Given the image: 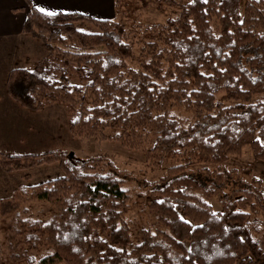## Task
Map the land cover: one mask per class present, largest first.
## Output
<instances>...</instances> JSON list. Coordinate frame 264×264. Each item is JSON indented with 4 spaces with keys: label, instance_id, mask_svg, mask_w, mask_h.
I'll return each instance as SVG.
<instances>
[{
    "label": "trees",
    "instance_id": "16d2710c",
    "mask_svg": "<svg viewBox=\"0 0 264 264\" xmlns=\"http://www.w3.org/2000/svg\"><path fill=\"white\" fill-rule=\"evenodd\" d=\"M140 2L166 4L178 13L138 34L114 18L77 11L49 17L31 5L23 31L48 52L32 69H11L6 84L24 108L63 104L75 137L106 139V130L116 129L132 149L154 139L144 148L147 157L177 163L155 185L163 203L153 202L161 212L171 204L174 210L169 218L160 214L163 229L155 235L145 229L138 242L126 220L132 196L117 174L88 160L67 161L62 151L0 152L9 170L59 161L65 171L21 186L22 193L60 207L48 222L18 220L22 242L36 246L44 240L53 248L39 261L27 257V263L264 264V242L257 235L262 221L248 210L264 208L257 193L244 190L215 211L209 198L219 195L223 174L208 183L188 171L196 163L223 164L245 146L264 161V0ZM134 44L141 45L138 66L130 64ZM222 91L234 104L216 100ZM176 107L192 119L178 117ZM21 196L16 191L14 198Z\"/></svg>",
    "mask_w": 264,
    "mask_h": 264
},
{
    "label": "rangeland",
    "instance_id": "374dc122",
    "mask_svg": "<svg viewBox=\"0 0 264 264\" xmlns=\"http://www.w3.org/2000/svg\"><path fill=\"white\" fill-rule=\"evenodd\" d=\"M245 3V0H244ZM178 13L176 8L169 5L158 6L157 3L143 5L140 0H119L112 18L124 23L128 31L141 33L146 26L165 23L166 20ZM93 31L91 25L82 27ZM136 34L135 40L138 39ZM30 50H22L16 57L8 58L7 53L0 51V86L6 84L1 80L4 70L9 68L35 67L37 62L48 52L42 41L36 42ZM141 45L134 44L135 58L130 61L138 66ZM9 54V53H8ZM11 55V54H10ZM8 69V70H9ZM216 100L224 106L234 104L225 92H219ZM19 109H0V152L8 154L42 153L48 151H62L67 161L88 160V165L102 172L117 174L123 180V186L132 196V203L126 220L135 241L143 238L145 229L153 235L163 229L164 214L167 218L174 210V204L161 212L160 207L154 205V200L161 201V195L155 189L166 168L175 165L177 161L148 158L144 148L153 145L150 139L145 147L132 149L120 140V131L107 129L106 139L73 136L69 119L71 114L61 103H50L41 110L34 111L24 108L17 102ZM173 112L180 118L192 119V113L184 108L176 107ZM82 168V163L79 164ZM188 171L196 178L211 183L216 173L224 176V185L218 196L209 198L215 211L222 208V200H236L243 195L244 190L257 193L264 205V161L254 157L250 146H245L240 154L230 155L228 160L220 165L196 163L188 166ZM65 175L59 161L43 162L27 168L9 170L0 162V264H28L27 257H35L37 261L53 253V248L44 240L36 246L22 242L23 236L17 232L18 220L29 219L48 222L60 212L56 204L34 198L32 194H24L21 186L42 183ZM16 191L21 198H14ZM252 216L262 221V231L257 234L264 242V208L248 209ZM106 214L108 211H106ZM53 264H67L64 260H57Z\"/></svg>",
    "mask_w": 264,
    "mask_h": 264
},
{
    "label": "crops",
    "instance_id": "0c3cea01",
    "mask_svg": "<svg viewBox=\"0 0 264 264\" xmlns=\"http://www.w3.org/2000/svg\"><path fill=\"white\" fill-rule=\"evenodd\" d=\"M31 5L56 12L77 11L102 19H111L116 11V0H0V51L6 52L8 58L30 50L35 45L34 40H38L23 31ZM8 69L1 79L5 84L11 70ZM0 109H19L8 93L7 84L6 89L4 84L0 86Z\"/></svg>",
    "mask_w": 264,
    "mask_h": 264
},
{
    "label": "snow or ice",
    "instance_id": "6c2138e0",
    "mask_svg": "<svg viewBox=\"0 0 264 264\" xmlns=\"http://www.w3.org/2000/svg\"><path fill=\"white\" fill-rule=\"evenodd\" d=\"M205 2H206V0H205ZM37 10L40 11L41 13H43L44 15L49 16V17H55V16L60 14L59 12L49 11V10L43 8V7H39ZM161 203H163V201H161ZM180 219L184 220L183 217H181ZM184 222L185 223H189V221H184Z\"/></svg>",
    "mask_w": 264,
    "mask_h": 264
}]
</instances>
